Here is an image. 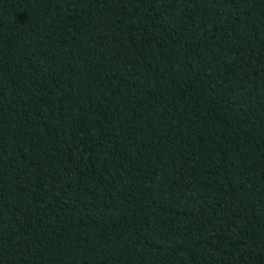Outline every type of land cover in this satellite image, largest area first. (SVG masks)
Segmentation results:
<instances>
[{
	"label": "trees",
	"instance_id": "1",
	"mask_svg": "<svg viewBox=\"0 0 264 264\" xmlns=\"http://www.w3.org/2000/svg\"><path fill=\"white\" fill-rule=\"evenodd\" d=\"M0 264H264V0H0Z\"/></svg>",
	"mask_w": 264,
	"mask_h": 264
}]
</instances>
